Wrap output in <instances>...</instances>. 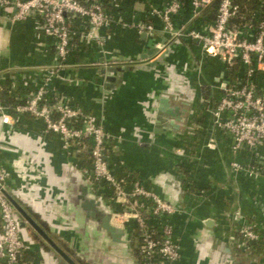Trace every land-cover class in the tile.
<instances>
[{
	"label": "crops",
	"instance_id": "crops-1",
	"mask_svg": "<svg viewBox=\"0 0 264 264\" xmlns=\"http://www.w3.org/2000/svg\"><path fill=\"white\" fill-rule=\"evenodd\" d=\"M166 1L106 0L104 8L110 22L98 29H90L79 19L71 20V54L59 71L61 78L53 77L48 91L80 107L109 133L119 136L108 144L107 151L118 175L137 178L182 209L180 215L169 217L179 245L176 264H264L263 254L244 249L235 236L236 223L227 216L239 209L264 242V145L237 155L242 160L253 157L257 162L252 176L229 172L233 156L226 145L221 144L217 151L204 146L210 127L200 97L212 91L217 95L218 77L233 80L242 75V68L227 67L216 57L204 54L194 38L169 40L160 30V20L148 14L150 8H161ZM180 1V9L172 15L174 26L203 30L211 19H192L188 0ZM251 11L256 13L260 8ZM37 20L32 15L25 21L10 23L7 15L0 12V58L8 69L3 74L12 75L14 82V94L5 88L10 98H23L26 91L41 83L46 70L55 63L53 41L36 29ZM149 20L155 27L153 33L136 29V23ZM155 41L166 43L168 59L138 68L136 65L144 59L149 61L159 55L153 47ZM199 59L200 78L191 71ZM106 76L112 79L106 80ZM261 76L263 83L264 71ZM201 81L206 84L199 86ZM161 96L171 97L172 102L184 108L182 119L176 122L178 129L161 120L163 112L157 107ZM0 140L4 147L0 169L9 175L8 195L58 247L65 244L88 264H98L90 256L100 249L92 242L97 230L94 220L86 217L80 207V194L81 187L86 186L89 194L111 209L105 193L71 166V158L61 151L56 138L42 135L25 115L15 125L0 126ZM81 158L88 163L87 154ZM16 216L27 247L34 252L32 256L25 255L30 264H68L18 212ZM206 218L213 224L206 226ZM100 241L108 245L105 239ZM222 242L229 253L220 247Z\"/></svg>",
	"mask_w": 264,
	"mask_h": 264
},
{
	"label": "built area",
	"instance_id": "built-area-1",
	"mask_svg": "<svg viewBox=\"0 0 264 264\" xmlns=\"http://www.w3.org/2000/svg\"><path fill=\"white\" fill-rule=\"evenodd\" d=\"M106 0H0V12L7 15L10 23L37 17L36 29L53 41L55 63L46 70L41 83L25 92L23 98L12 106L0 99V126L10 127L18 123L21 116L28 117L42 135L56 138L61 151L71 158V166L97 190L105 193L111 206V222L123 228L134 243H139L143 260L136 264H176L180 258L179 245L175 238L171 215L181 208L161 198L137 178L118 175L109 161L108 144L119 136L109 133L93 116L80 107L50 94L48 87L53 77L66 66L74 33L70 21L79 19L98 29L110 22L104 8ZM212 0H188L192 19L201 17V12ZM264 2V0H259ZM183 1L167 0L161 8H150L148 14L160 20V30L169 40L186 36L199 42L202 52L225 63L227 67L238 65L242 75L233 80L220 75L216 89L200 97L203 113L209 121V130L204 146L217 151L221 144L227 146L233 158L228 163L232 174L255 175L258 165L254 158L242 160L237 155L253 152L264 145V14H250L247 22L238 24L231 18L238 12V4L232 0H219L216 14L205 24L203 30L181 25L174 26L172 15L180 9ZM138 31L153 33L154 25L149 21L135 24ZM156 55L166 49V43L155 41ZM0 58V89L13 93L12 75L4 76L8 70ZM191 71L201 77L202 63L196 60ZM206 84L201 81L198 85ZM4 150L0 140V153ZM87 154L88 163L81 155ZM7 171L0 169V264H30L26 254L33 251L27 247L22 236L15 208L6 193ZM230 216L236 223L235 231L240 243L261 240L254 225L246 221L239 209Z\"/></svg>",
	"mask_w": 264,
	"mask_h": 264
},
{
	"label": "water",
	"instance_id": "water-1",
	"mask_svg": "<svg viewBox=\"0 0 264 264\" xmlns=\"http://www.w3.org/2000/svg\"><path fill=\"white\" fill-rule=\"evenodd\" d=\"M154 50V49H152ZM169 52V48L164 49L159 55L149 61H146L145 59L142 61V63L136 65L138 68L144 69L149 66H153L157 63V61L161 58H163L167 53ZM106 80H111L112 77L106 76ZM157 107L161 111H165L170 116V124L174 128H179L177 121L182 119V114L184 112V108L181 106V104L177 102H172V98L168 96H161L159 98ZM9 201L15 208L16 212H18L24 219L27 221L29 225H31L38 233H40L45 240L59 253V255L66 261L68 264H81L76 258L75 253L73 250L69 249L67 245L62 244V248L58 247L55 242L48 238V236L42 231L40 226L35 222V220L29 216L23 208L14 200L8 193H6ZM80 198L82 199L80 207L85 213L86 217H96L97 221L99 222L100 228L108 235V237L111 239V241L114 242H124L125 241V235L126 231L114 225L111 222V213L110 211H103L105 208V205L101 202V199L98 197H95L94 195H91L87 192L86 186L81 187V194ZM29 213L31 210H27ZM203 223L206 226H210L213 224L212 219L206 218L203 220ZM21 225L24 224L23 221L20 222ZM225 243H221V248L226 251L227 253L230 252V249L224 245ZM231 245V244H230ZM225 246V247H224ZM73 257V258H71Z\"/></svg>",
	"mask_w": 264,
	"mask_h": 264
},
{
	"label": "flooded vegetation",
	"instance_id": "flooded-vegetation-1",
	"mask_svg": "<svg viewBox=\"0 0 264 264\" xmlns=\"http://www.w3.org/2000/svg\"><path fill=\"white\" fill-rule=\"evenodd\" d=\"M167 55H165L161 59H164V60L168 59ZM175 86L178 89L180 84L177 83ZM182 87L184 88L183 85H182ZM168 88L169 87H167L166 89H168ZM189 102L192 103L191 100ZM160 112H163V115L161 116L162 117L161 120L164 121L165 123L169 122V124H170L169 114H167L165 111H161V110H160ZM107 210L110 211L109 207H107L105 205V208L103 211H107ZM92 219L94 220L95 228L97 230L95 233L96 236L94 237V241H92V242L96 243V245H98V247L100 249L97 248V250H94L93 253L90 254V256L93 255L91 257V259H96L98 264H136L137 263V257L134 255V251H133L132 247L130 246L131 240H130L129 234L126 232L124 242L111 241V239L108 237V235L100 228L99 222L97 221L96 217H93ZM97 235H99V237ZM101 238L105 239L106 240L105 242L108 245H104V243H101V241H100ZM78 240H79L78 241L79 243H82V244L84 243L82 238H79ZM75 256H76V258H78V260L81 264H88L87 259H85L81 255L76 254Z\"/></svg>",
	"mask_w": 264,
	"mask_h": 264
},
{
	"label": "trees",
	"instance_id": "trees-1",
	"mask_svg": "<svg viewBox=\"0 0 264 264\" xmlns=\"http://www.w3.org/2000/svg\"><path fill=\"white\" fill-rule=\"evenodd\" d=\"M232 1L238 4L239 9L236 15L231 18V21H234L238 24H242L249 19V16L252 13L251 10L253 8H260L261 11L260 13L264 14V2H260L259 0H232ZM218 2L219 0H212L211 3L202 10L201 16L207 19H213L216 14ZM0 99L4 103L10 106L20 101L19 99L10 98L9 93L5 88L0 89ZM176 214L180 215V213H176ZM235 236L237 237L236 232H235ZM130 246L134 251V255L137 257V260L139 261L143 260V258L140 256L139 253V243H134L132 237L130 241ZM244 249L264 255V242L260 240L247 241L246 245L244 246ZM25 259H27V257H25Z\"/></svg>",
	"mask_w": 264,
	"mask_h": 264
}]
</instances>
